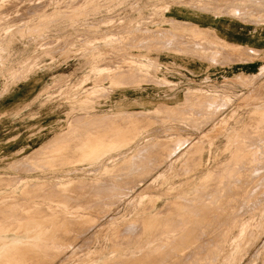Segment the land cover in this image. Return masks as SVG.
<instances>
[{"label":"rangeland","instance_id":"1","mask_svg":"<svg viewBox=\"0 0 264 264\" xmlns=\"http://www.w3.org/2000/svg\"><path fill=\"white\" fill-rule=\"evenodd\" d=\"M167 10L168 0H0V98L34 75L39 76L43 86L39 99L7 119L21 116L18 120L27 132L53 138L44 145L40 141L20 146L15 153L0 143V264H215L218 258L220 264H264V49L234 44L214 34L211 38L209 29L170 19ZM169 26L183 33H170L173 30H168ZM194 28L199 31L196 39L213 46L215 54L221 51L226 55L223 62L256 60L260 63L257 70L261 71L237 70L228 67L234 62H225L193 73L194 67L184 66L181 60L167 61L169 54L162 53L170 48L163 47L162 42L182 40L192 35ZM173 52L182 54L183 50ZM196 57L188 55L191 62L201 60ZM154 59L167 64L170 70L166 73L161 66L158 71ZM202 59L207 66L205 56ZM145 71L156 77L164 72L177 83L162 79L159 85L178 86L183 94L188 87L191 94L190 87L202 90L189 93L187 98L172 97L171 102H179L171 107L160 104L162 99L157 98L154 89H144L141 84L138 90L157 99L151 109L144 110L140 102L134 101L130 108L142 111L125 107L120 110L123 114L114 113L117 93L126 88L115 89V84L120 85L118 80L125 77L134 78L137 72L146 75ZM233 74L230 78L224 76ZM40 107H48L50 113L58 115L46 129H40L35 119ZM25 109L33 112L23 115ZM61 113L63 119L58 121ZM148 136L153 141L149 139L147 144L144 142H148ZM98 140H118L123 145L92 160L83 151L94 150ZM132 153L138 157L131 162ZM119 160L124 165L119 167ZM20 182L24 183L19 188ZM68 182L75 187H56ZM257 199L262 203L258 204ZM248 207L255 213L248 212ZM213 258H217L215 262H211Z\"/></svg>","mask_w":264,"mask_h":264},{"label":"crops","instance_id":"2","mask_svg":"<svg viewBox=\"0 0 264 264\" xmlns=\"http://www.w3.org/2000/svg\"><path fill=\"white\" fill-rule=\"evenodd\" d=\"M168 5L169 10H167V13L169 14L168 18L170 19L172 18L184 23H191L193 27L196 26V28L198 27L199 29H209L211 35H218L222 39L234 44L248 45L264 49V0H175L174 3L171 2V0H168ZM175 23H178L180 25L179 22ZM196 28H194V32L192 35L187 34L188 36L186 35V37L182 40H169L167 42H162L163 47L170 48V50H168L169 52L162 53L164 56L165 54H169L165 57L167 61L176 62V59L181 60L182 63H184V66L189 65L194 67L191 69V72L193 73L198 72L202 67H217L221 66V64H226L229 62L234 63H232L228 67H234L237 70L247 71L251 73H259V71H261L257 70L260 67V63L256 60L250 61L248 59L241 62L239 60L227 59L225 60L226 63L223 62L224 56H222V54L220 53L221 51H218L219 54H215V52H213V46L209 47L208 45H205L203 41L200 42L198 39H196L199 38L197 36L199 35V31H197ZM167 29L175 31H172L170 33H183L182 30L177 29L175 26H169ZM212 37L214 36L212 35L211 38ZM173 50H183V53H186L190 56H197L196 58H200L201 60H203L202 58L205 56L206 60L208 61V65L206 66L205 62H202L200 59V61L195 59L194 62H191L192 60L188 58V55H185L183 53H174ZM211 55L216 57L215 60L211 59ZM154 60L161 64L164 72H168V70H170V67L167 64L157 59ZM191 72L189 70V73ZM122 73L124 72H121V74ZM163 73L159 74L158 77L149 74H147L148 77H145L146 75L144 73H138L137 76H135L136 78H134L138 79V76L141 77L142 75V77L147 82L146 85H143L144 89H146L147 87L153 88L157 98L162 99L160 101V104L165 103L169 104V106L171 107H176L179 101L171 102V98L179 95L184 97L188 96L190 93H188L189 88L183 94L178 86L170 88L159 85L158 82L160 81L158 78L170 80L177 83L176 80L169 78ZM235 74L224 76L230 78ZM152 77H154V80ZM134 78L125 77L124 80L120 79L119 81H122L124 83L122 84V82H120L119 88H139V85L143 83L144 79L140 78L139 80H134ZM128 82L130 83L128 84ZM135 82L139 83L136 84ZM40 84L41 80L39 79V76L34 75L33 77L19 82L15 88H13L11 91L7 92L0 98V143L4 142V145L6 146L5 149H8V151L12 153H15L17 150H19L20 146L27 147L33 144H37L40 141L41 142L39 144L42 145L43 143H45V141L49 142L53 140V138L48 140V137H45L46 134L44 135V137H37L27 132V128L25 127V125H22V123L18 120V118H20L21 116L16 120L7 119L11 117L12 113H17L23 107L25 108V104L29 103L30 101L39 99L43 91V86L41 87ZM126 88L120 89L116 96L117 99H119V105L121 108L127 107L125 109L138 110L137 108H130V106L133 105L134 101L140 102L139 104L144 108L152 106V104H154L157 100L155 99V97L150 98L148 96L149 94L146 95L138 89L133 92V90ZM133 98L134 100L131 101L130 99ZM37 102H39V100H37ZM173 104H175V106H172ZM32 112H26L25 109L23 115L30 114ZM50 112L51 111L50 109H48V107L39 108L35 119L37 118L36 120H39L40 129H46L49 126L48 124H51L54 118L57 119L58 115L56 116L54 113ZM61 115L62 117H60L58 121H62L63 113H61ZM35 119L32 120L34 121Z\"/></svg>","mask_w":264,"mask_h":264},{"label":"bare ground","instance_id":"3","mask_svg":"<svg viewBox=\"0 0 264 264\" xmlns=\"http://www.w3.org/2000/svg\"><path fill=\"white\" fill-rule=\"evenodd\" d=\"M249 12H250V11H249ZM258 17H259V16H258ZM73 28H74V27H73ZM29 31H30V30H29ZM130 40H131V39H130ZM145 40H146V39H145ZM142 41H143V40H142ZM152 41H153V40H152ZM151 46H152V44H151ZM149 47H150V46H149ZM190 51H191V50H190ZM98 54H99V53H98ZM100 54H101V52H100ZM93 55H94V54H93ZM101 55H103V54H101ZM222 56H223V55H222ZM225 56H226V55H224V57H225ZM97 57H98V56H97ZM97 57H96V58H97ZM144 57H146V56H144ZM148 57H149V56H148ZM96 58H95V59H96ZM145 59H146V58H145ZM147 60H148V59H147ZM98 61H99V60H97V62H98ZM154 61H155V60H154ZM97 62H96V63H97ZM145 62H146V61H145ZM150 63H152V62H150ZM91 64H92V63H91ZM134 64H135V63H134ZM152 64H153V63H152ZM156 64H157L156 68H158L157 70L160 71V70L162 69L161 64H160V63L158 64V62L155 61L154 65H156ZM154 65H150V67H152V66H154ZM92 66L95 67V65H92ZM98 66H99V65H98ZM128 66H129V65H128ZM135 66H136V65H135ZM135 66H134V67H135ZM137 66H138V65H137ZM143 66H144L145 68H148V64H147V63H144ZM89 67L91 68V65H90ZM90 68H89V70H91ZM137 68H138V67H137ZM139 68H140V67H139ZM139 68H138V69H139ZM128 69H129V68H128ZM132 70H133V68H132ZM157 70H156V71H157ZM118 72H119V71H118ZM124 72H125V71H124ZM130 72H131V70H130ZM145 72H146V71H145ZM132 73L134 74V72H132ZM135 73H136V72H135ZM139 73H140V72H139ZM137 74H138V72L136 73V75H137ZM142 74H143V73H142ZM148 74H149V73H148ZM136 75H135V76H136ZM149 75H150V74H149ZM143 76H144V75H143ZM111 77H112V76H111ZM139 77H140V76H138V79H134V80H139L140 78H143L142 75H141L140 78H139ZM145 77H148V76H147V72H146V76H145ZM207 77H209V76H207ZM135 78H136V77H135ZM152 78H153V80H154V77H152ZM209 78H210V77H209ZM110 79H112V78H110ZM143 79H144V78H143ZM143 79H142V80H143ZM156 79H157V78H156ZM156 79H155V80H156ZM158 79H159V80H162V79H160V78H158ZM115 80L117 81V79H115ZM119 80H120V79H119ZM119 80H118V81H119ZM123 80H124V79H123ZM147 80H148V79H147ZM149 80H150V79H149ZM151 80H152V79H151ZM144 81H145V79H144ZM144 81H143L142 85H146V84H147V82L145 81V83H144ZM156 81H157V80H156ZM169 81H170V80H169ZM114 82H115V81H114ZM120 82H122V81H119V83H120ZM151 82H152V81H151ZM153 82H155V81H153ZM160 82H162V81H160ZM111 83H112V85H114L113 82H111ZM123 83H124V82H122V84H123ZM129 83H130V82H128V84H129ZM135 83H136V82H135ZM137 83H139V82H137ZM137 83H136V84H137ZM158 83H159V82H158ZM162 83H163V82H162ZM172 83H173V82H172ZM125 84H126V82H125ZM170 84H171V82H170ZM175 84H176V83H175ZM150 85H151V84H150ZM168 85H169V84H168ZM173 85H174V84H173ZM115 86H116L115 89H118V88L120 87V85H116V84H115ZM123 86H124V85H123ZM169 86H170V85H169ZM113 88H114V87H113ZM188 88H189V87H188ZM190 89H191V91H192V94H191L190 90L188 91V93L190 92V94L193 95V91H194V92L196 91V93H197V91H201V90H202V87H201V88H193V87L191 88V87H190ZM108 90H109V89H108ZM103 92H105V91H103ZM184 93H185V92H184ZM198 93H199V92H198ZM201 94H202V93H201ZM195 95H196V94H195ZM209 95H210V94H209ZM200 96H201V95H200ZM203 96H204V95H203ZM207 96H208V95H206V97H207ZM210 96H212V95H210ZM213 96H214V95H213ZM182 97H184V96H182ZM197 97H198V96H197ZM185 98H187V96H186ZM197 99H198V98H197ZM205 99H206V98H205ZM70 100H71V99H70ZM192 100H193V99H192ZM207 100H208V99H207ZM186 101H187V100H186ZM198 101H199V100H198ZM200 101H201V100H200ZM210 101H211V99H210ZM219 101H220V100H219ZM204 102H205V101H204ZM215 102H216V101H215ZM215 102H214V103H215ZM200 103H201V102H200ZM214 103H213V105H214ZM216 103H217V102H216ZM67 104H68V103H67ZM70 104H71V103H70ZM175 104H176V103H175ZM175 104H173L172 106H175ZM204 104H205V103H204ZM168 105H169V104H168ZM207 105H208V104H207ZM216 105H218V104H216ZM113 106H115L113 112H114V113H118V114L120 115V113H121V112H120L121 107H120V105H119V101H116L115 103L113 102ZM176 106H177V105H176ZM210 106H211V104H210ZM162 107H163V106H162ZM189 107H190V106H189ZM202 107H203V106H202ZM194 108H195V107H194ZM150 109H151V106L144 107V110H150ZM177 109H178V108H177ZM181 109H182V108H181ZM191 109H192V108H191ZM134 110H135V109H134ZM138 110H141V109H138ZM169 110H170V109H169ZM171 110H172V109H171ZM188 110H189V109H188ZM206 110H207V109H206ZM135 111H136V110H135ZM135 111H134V112H135ZM141 111H142V110H141ZM158 111H159V110H158ZM163 111H164V110H163ZM191 111H193V110H191ZM119 112H120V113H119ZM122 112H123V111H122ZM128 112L131 113V111H128ZM144 112H145V111H144ZM156 112H157V111H156ZM183 112H184V111H183ZM205 112H206V111H205ZM217 112H218V111H217ZM114 113H113V114H114ZM132 113H133V111H132ZM135 113H136V112H135ZM140 113H141V112H139V114H140ZM180 113H181V112H180ZM184 113H185V112H184ZM186 113H187V112H186ZM113 114H112V115H113ZM121 114H123V113H121ZM125 114H128V113L126 112ZM147 114H149V113L147 112ZM147 114H146V115H147ZM151 114H152V113H151ZM174 114H175V113H174ZM210 114L212 115V113H210ZM213 114H214V113H213ZM215 114H216V113H215ZM215 114H214V115H215ZM152 115H153V114H152ZM186 115H187V114H186ZM77 116H79V115H77ZM127 116H128V115H127ZM164 116H165V115H164ZM94 117H95V116H94ZM117 117H119V116H117ZM128 117H129V116H128ZM139 117H140V116H139ZM145 117H146V116H145ZM152 117H153V116H152ZM100 118H101V117H100ZM125 118H126V116H125ZM143 118H144V117H143ZM186 118H187V117H186ZM95 119H96V118H95ZM95 119H94V120H95ZM116 119H117V118H116ZM157 119H158V118H157ZM184 119H185V118H184ZM187 119H188V118H187ZM74 120H75V118H74ZM76 120H77V118H76ZM138 120H139V119H138ZM152 120H153V119H152ZM190 120H191V119H190ZM208 120H209V119H208ZM208 120H207V121H208ZM84 121H85V120H84ZM124 121H125V119H124ZM131 121H132V120H131ZM136 121H137V120H136ZM178 121H179V120H178ZM204 121H205V119H204ZM207 121H205V122H207ZM132 122H133V121H132ZM145 122H146V121H145ZM155 122H156V121H155ZM155 122H154V123H155ZM160 122H163V121H160ZM197 122H198V121H197ZM205 122H204V123H205ZM80 123H81V122H80ZM147 123H148V122H147ZM158 123H159V122H158ZM183 123H184V122H183ZM186 123H187V122H186ZM188 123H189V122H188ZM204 123H203V124H204ZM78 124H79V123H78ZM105 124H106V123H105ZM111 124H112V122H111ZM120 124H121V123H120ZM122 125H123V124H122ZM190 125H192V124H190ZM201 125H202V124H201ZM83 126H84V125H83ZM91 126H92V125H91ZM104 126H105V125H104ZM112 126H113V125H112ZM119 126H120V125H119ZM148 126H149V125H148ZM189 127H190V126H189ZM195 127H197V126H195ZM74 128H75V127H74ZM93 128H94V127H93ZM103 128H104V127H103ZM114 128H115V127H114ZM126 128H128V127H126ZM139 128H140V127H139ZM202 128H203V127H202ZM82 129H83V128H82ZM100 130H101V128H100ZM104 130H105V129H104ZM137 130H138V129H137ZM85 131H86V129H85ZM91 131H92V130H91ZM114 131H115V130H114ZM130 131H131V130H130ZM233 131H234V130H233ZM81 132H82V131H81ZM119 132H120V130H119ZM121 132H122V131H121ZM88 133H89V132H88ZM165 133H166V132H165ZM126 135H127V134H126ZM135 135H137V134L135 133ZM170 135H171V134H170ZM173 135H174V134H172V137H173ZM196 135H197V134H196ZM178 136H181V135L178 134ZM98 137H99V136H98ZM101 137H102V136H101ZM119 137H120V136H119ZM119 137H118V138H119ZM155 137H156V136H155ZM172 137L169 136V138H170L169 141L172 139ZM183 137H184V136H183ZM121 138H122V137H121ZM132 138H133V137H132ZM151 138L153 139L152 136H148V137H147L148 142L144 139V140H145L144 143H147V144L150 143L149 141L152 140ZM173 138H176V137H173ZM181 138H182V137H181ZM188 138H189V137H188ZM251 138H254V137H251ZM74 139H75V138H74ZM99 139H100V138H99ZM123 139H124V138H123ZM149 139H150V140H149ZM156 139H157V138H156ZM161 139H163V138H161ZM157 140H158V139H157ZM163 140H164V139H163ZM181 140H182V139H181ZM254 140H255V138H254ZM74 141H75V140H74ZM107 141H108V140H107ZM125 141H126V140H125ZM152 141H153V140H152ZM159 141H160V140H159ZM159 141H156V142H159ZM165 141H166V140H165ZM248 141H249V140H248ZM250 141H251V140H250ZM255 141H256V140H255ZM260 141H261V140H260ZM161 142H162V141H161ZM127 143H128V142H127ZM129 143H130V142H129ZM163 143H165V142H163ZM166 143H167V142H166ZM155 144H156V143H155ZM159 144L161 145V143H159ZM256 144H257V143H256ZM260 144H261V143H260ZM80 145H81V144H80ZM84 145H85V144H84ZM122 145H123V142H122V141H118V140H117V141H116V140H115V141L112 140V141H110V142L108 141L107 143H106V142H102L101 140H100V141L98 140L97 142H95V148H94V150H92V149H90V150H85V151H83V153H84L87 157L92 158V160H93L94 157H96L97 155L100 156L102 152H104V151H108L109 149L119 148V147H121ZM142 145H143V144H142ZM164 145H165V144H164ZM145 146H146V144H145ZM152 146H153V145H152ZM165 146H166V145H165ZM178 146H179V145H178ZM262 146H263V145H262ZM68 147H69V146H68ZM80 147H81V146H80ZM162 147H163V146H162ZM166 147H167V146H166ZM180 147H181V146H180ZM237 147H238V145H237ZM82 148H83V147H82ZM82 148H81V150H82ZM147 148H148V147H147ZM159 148H160V147H159ZM159 148H158V149H159ZM167 148H168V147H167ZM66 149H67V148H66ZM83 149H84V148H83ZM103 149H104V150H103ZM160 149H161V148H160ZM168 149H169V148H168ZM168 149H167V150H168ZM30 150H31V149H30ZM139 150H142V149H139ZM165 150H166V148H165ZM72 151H75V150H72ZM113 151H114V150H113ZM176 151H177V150H176ZM78 152H79V151H78ZM135 152H137V150H135ZM138 152H140V151H138ZM144 152H145V151H144ZM165 152H167V151H165ZM171 152H172V151H171ZM73 153H74V152H73ZM81 153H82V152H81ZM133 153H134V152H133ZM133 153H132V157L130 156V160H131V162H132V159L134 158V156H136V155H133ZM141 153H143V152H141ZM254 153H255V152H254ZM30 154H31V153H30ZM56 154H57V153H56ZM58 154H59V153H58ZM145 154H146V153H145ZM62 155H63V154H62ZM232 155H233V154H232ZM251 155H252V154H251ZM57 156H58V155H57ZM86 156H84L83 159L85 158V160H86ZM141 156H142V155H141ZM194 156H195V155H194ZM240 156H241V155H240ZM249 156H250V155H249ZM51 157H52V156H51ZM114 157H115V156H114ZM136 157H138V156H136ZM136 157H135V158H136ZM156 157H157V156H156ZM228 157H229V156H228ZM57 158H58V157H56V159H57ZM70 158H71V157H70ZM141 158H142V157H141ZM143 158H144V156H143ZM154 158H155V157H154ZM63 159H65V158H63ZM158 159H159V158H158ZM196 159H197V158H196ZM61 160H62V159H61ZM69 160H70V159H69ZM134 160H136V159H134ZM142 160H143V159H142ZM152 160H153V159H152ZM154 160H155V159H154ZM156 160H157V159H156ZM232 160H234V159H232ZM235 160H236V159H235ZM250 160H251V159H250ZM56 161H57V160H56ZM70 161H71V160H70ZM72 161H73V160H72ZM79 161H80V160H79ZM79 161H78V162H79ZM119 161H120V160H119ZM124 161H126V159H125ZM143 161H144V160H143ZM145 161H146V159H145ZM163 161H164V160H163ZM229 161H230V160H229ZM237 161H238V160H237ZM50 162H51V161H50ZM66 162H67V160H66ZM120 162H122V161H120ZM242 162H243V161H242ZM245 162H246V160H245ZM262 162H263V161H262ZM63 163H64V162H63ZM85 163H87V162H85ZM123 163H124V162H122V163L119 165V167H120ZM143 163H144V162H143ZM146 163H147V162H146ZM231 163H232V162H231ZM237 163H238V162H237ZM243 163H244V162H243ZM247 163H248V162H247ZM49 164H50V163H49ZM70 164H72V163H70ZM89 164H90V163H89ZM126 164H127V163H126ZM154 164H155V163H154ZM226 164H227V163H226ZM232 164H233V163H232ZM251 164H252V163H251ZM261 164H262V163H261ZM64 165H65V164H64ZM74 165H75V164H74ZM123 165H124V164H123ZM134 165H135V164H134ZM136 165H137V164H136ZM145 165H146V164H145ZM155 165H156V164H155ZM202 165H203V164H202ZM202 165H201V166H202ZM249 165H250V163H249ZM14 166H15V165H14ZM20 166H21V165H20ZM49 166H50V165H49ZM69 166H70V165H69ZM104 166H105V165H104ZM109 166H110V165H109ZM117 166H118V165H117ZM139 166L141 167V165H139ZM153 166H154V165H153ZM157 166H158V165H157ZM229 166H230V165H229ZM246 166H247V165H246ZM30 167H31V166H30ZM71 167H72V166H71ZM74 167H75V166H74ZM107 167H108V166H107ZM107 167H106V168H107ZM132 167H134V166H132ZM180 167H181V166H180ZM216 167H217V166H216ZM231 167H232V166H231ZM242 167H243V166H242ZM32 168H33V167H32ZM112 168H114V167H112ZM115 168H116V167H115ZM115 168H114V169H115ZM137 168H138V167H137ZM146 168H147V167H146ZM194 168H195V167H194ZM208 168H210V167H208ZM235 168H236V167H235ZM243 168H244V167H243ZM246 168H247V167H246ZM252 168H253V167H252ZM260 168H261V165H260ZM260 168H259V166H258V169H260ZM109 169H110V168H109ZM134 169L137 170L136 168H134ZM151 169H153V168H151ZM254 169H255V168H254ZM262 169H264V168L262 167ZM30 170H31V169H30ZM75 170H76V169H75ZM75 170H74V171H75ZM115 170H116V169H115ZM138 170H139V169H138ZM141 170H142V169H141ZM179 170H180V169H179ZM206 170H207V169H206ZM208 170H209V169H208ZM245 170H246V169H245ZM245 170H244V171H245ZM249 170H250V169H249ZM252 170H253V169H252ZM252 170H251V172H253ZM100 171H101V170H100ZM105 171H106V170H105ZM109 171H110V170H109ZM180 171H181V170H180ZM218 171H219V170H218ZM111 172H112V170H111ZM146 172H147V171H146ZM182 172H183V170H182ZM187 172H189V171H187ZM259 172H260V171H259ZM261 172H262V171H261ZM100 173H101V172H100ZM102 173H103V172H102ZM108 173H109V172H108ZM124 173H125V171H124ZM185 173H186V172H185ZM206 173H208V172H206ZM237 173H238V172H237ZM117 174H118V173H117ZM136 174H137V173H136ZM150 174H151V173H150ZM231 174H232V172H231ZM252 174H253V173H252ZM252 174H251V175H252ZM257 174H258V173H257ZM259 174H260V173H259ZM97 175H98V174H97ZM97 175H96V176H97ZM103 176H104V175H103ZM117 176H118V175H117ZM121 176H122V175H121ZM126 176H127V175H126ZM134 176H135V175H134ZM136 176H137V175H136ZM191 176H192V175H191ZM207 176H209V173L207 174ZM257 176H258V175H257ZM262 176H263V174H262ZM21 177H22V176H21ZM69 177H70V176H69ZM144 177H145V176H144ZM147 177H148V176H147ZM202 177H203V176H202ZM251 177H252V176H251ZM22 178H23V181H24V177H22ZM32 178H33V177H32ZM117 178H118V177H117ZM235 178H236V177H235ZM257 178H258V177H257ZM261 178H262V177H261ZM81 179H82V178H81ZM84 179H85V178H84ZM89 179H90V178H89ZM89 179H88V180H89ZM100 179H101V178H100ZM100 179H99V180H100ZM32 180H33V179H32ZM60 180H61V178H60ZM73 180H74V179H73ZM82 180H83V179H82ZM86 180H87V179H85L84 182H85ZM94 180H95V179H93V182H94V183H96V182L98 181L97 179H96V182H95ZM76 181H77V179H76ZM76 181H75V182L73 181V182H74V185H77V184H75ZM90 181H91V180H90ZM114 181H115V180H114ZM118 181H119V180H118ZM120 181H121V180H120ZM131 181H132V180H131ZM53 182H54V181H53ZM61 182H63V180H62ZM70 182H71V180H70ZM77 182H78V181H77ZM79 182H80V180H79ZM79 182H78V183H79ZM88 182H89V181H88ZM91 182H92V181H91ZM93 182H92V184H93ZM104 182H105V181H104ZM107 182H108V181H107ZM135 182H136V181H135ZM22 183H24V182H20V183L17 184V185L19 186V188H20V186L22 185ZM33 183H34V182H33ZM33 183H32V185H33ZM57 183H58V182H57ZM71 183H72V182H71ZM97 183H98V182H97ZM117 183H118V182H117ZM207 183H209V182H207ZM223 183H224V182H223ZM226 183H227V182H226ZM29 184H30V182H29ZM52 184H55V183H52ZM81 184H82V182H81ZM100 184H101V183H99V185H100ZM103 184H104V183H103ZM109 184H110V183H109ZM136 184H137V183H136ZM170 184H171V183H170ZM190 184H191V183H190ZM201 184H202V183H201ZM224 184H225V183H224ZM234 184H235V183H234ZM250 184H251V183H250ZM253 184H254V183H253ZM25 185H26V184H25ZM25 185H24V186H25ZM30 185H31V184H30ZM35 185L37 186V184H35ZM35 185H34V187H35ZM42 185H43V184H42ZM74 185L71 186L70 183L68 182V183H66V184H63V183H62V184H58V186H56V187H58V188L60 187V188H62V189L64 190L65 187L69 186V188H71V187H75ZM78 185H79V184H78ZM97 185H98V184H97ZM205 185H206V184H205ZM216 185H217V184H216ZM260 185H261V184H260ZM24 186H23V187H24ZM38 186H40V184H38ZM38 186H37V187H38ZM81 186H82V185H81ZM103 186H104V185H103ZM224 186H225V185H224ZM23 187H22V188H23ZM28 187H29V186H28ZM49 187H50V186H49ZM78 187H79V186H78ZM90 187H91V186H90ZM110 187H111V186H110ZM207 187H208V186H207ZM211 187H212V186H211ZM217 187H218V186H217ZM255 187H257V186H255ZM255 187H254V188H255ZM258 187H259V186H258ZM29 188H30V187H29ZM32 188H33V187H32ZM47 188H48V187H47ZM60 188H59V190H60ZM94 188H95V187H94ZM132 188H134V187H132ZM204 188H205V187H204ZM229 188H230V187H229ZM247 188H248V187H247ZM254 188H253V189H254ZM25 189H26V188H25ZM40 189H41V188H40ZM44 189H45V188H44ZM95 189H96V188H95ZM110 189H111V188H110ZM112 189H113V188H112ZM116 189H117V186H116ZM218 189H219V188H218ZM226 189H227V188H226ZM255 189H256V188H255ZM14 190H15V189H14ZM23 190H24V189H23ZM30 190H31V188H30ZM68 190H69V189H68ZM108 190H109V189H108ZM114 190H115V189H114ZM114 190H113V191H114ZM123 190H124V189H123ZM244 190H245V189H244ZM247 190H248V189H247ZM17 191H18V190H17ZM75 191H76V190H75ZM85 191H86V190H85ZM94 191H95V190H94ZM99 191H100V190H99ZM101 191H102V189H101ZM225 191H227V190H225ZM238 191H239V190H238ZM254 191H255V190H254ZM23 192H24V191H23ZM23 192H21V193H23ZM35 192H36V188H35ZM35 192H34V193H35ZM49 192H50V191H49ZM92 192H93V191H92ZM115 192H116V190L114 191V193H115ZM195 192H196V191H195ZM248 192H250V191L248 190ZM255 192H257V191H255ZM46 193H47V191H46ZM46 193H45V194H46ZM81 193H82V192H81ZM87 193H88V192H87ZM114 193H113V194H114ZM116 193H118V192H116ZM125 193H127V192H125ZM229 193H230V192H229ZM237 193H239V192H237ZM17 194H18V193H17ZM50 194H51V193H50ZM56 194H57V193H56ZM85 194H86V193H85ZM88 194H89V193H88ZM105 194H106V193H105ZM110 194H111V193H110ZM113 194H112V195H113ZM120 194H121V192H120ZM230 194H231V193H230ZM232 194H233V193H232ZM239 194H240V193H239ZM239 194H237V195H239ZM246 194H247V193H246ZM25 195H26V194H25ZM54 195H55V194H54ZM70 195H72V194H70ZM98 195H99V194H98ZM114 195H115V194H114ZM116 195H117V194H116ZM203 195H204V194H203ZM248 195H249V194H248ZM251 195H252V192H251ZM251 195H250V197H251ZM254 195H255V194H254ZM257 195H258V194H257ZM26 196H27V195H26ZM51 196H52V195H51ZM100 196H101V194H100ZM102 196H103V195H102ZM104 196H105V195H104ZM118 196H119V195H118ZM194 196H195V195H194ZM218 196H219V195H218ZM226 196H227V195H226ZM246 196H247V195H246ZM263 196H264V195H263ZM24 197H25V196H24ZM27 197H28V196H27ZM45 197H47V196L45 195ZM119 197H120V196H119ZM121 197H122V196H121ZM192 197H193V196H192ZM239 197H240V196H239ZM29 198H30V197H29ZM48 198H49V197H48ZM87 198H88V197H87ZM115 198H116V197H115ZM197 198H198V197H197ZM197 198H196V199H197ZM211 198H212V197H211ZM67 199H68V198H67ZM91 199H92V198H91ZM95 199H96V198H95ZM192 199H193V198H192ZM258 199H260V198H258ZM258 199H257V201H258ZM71 200H72V198H71ZM84 200H85V199H84ZM84 200H83V201H84ZM111 200H112V199H111ZM223 200H224V199H223ZM237 200H238V199H237ZM240 200H241V199H240ZM246 200H247V199H246ZM255 200H256V198H255ZM261 200H262V199H261ZM80 201H81V200H80ZM105 201H106V200H105ZM108 201H109V200H108ZM108 201H107V202H108ZM179 201H180V200H179ZM188 201H189V200H188ZM198 201H199V200H198ZM243 201H245V200H243ZM257 201H256V202H257ZM259 201H260V200H259ZM259 201H258V202H259ZM263 201H264V200H263ZM76 202H77V201H76ZM78 202H79V201H78ZM90 202H91V201H90ZM96 202L98 203V201H96ZM96 202H95V203H96ZM100 202H101V201H100ZM149 202H150V201H149ZM206 202H207V201H206ZM247 202H248V201H247ZM45 203H46V202H45ZM47 203H48V202H47ZM110 203H111V202H110ZM196 203H197V202H196ZM253 203H254V202H253ZM253 203H252V204H253ZM260 203H262V202L260 201L258 204H260ZM50 204H51V202H50ZM77 204H79V203H77ZM88 204H89V203H88ZM111 204H112V203H111ZM111 204H110V205H111ZM201 204H202V203H201ZM209 204H210V203H209ZM229 204L231 205L232 203H229ZM233 204H234V203H233ZM241 204H242V202H241ZM244 204H245V202H244ZM244 204H243V206H244ZM250 204H251V203H250ZM254 204H255V203H254ZM258 204H256V207L258 206L257 209L260 207ZM55 205H56V204H55ZM92 205H93V204H92ZM97 205H98V204H97ZM107 205H108V204H107ZM165 205H166V204H165ZM179 205H180V204H179ZM182 205H183V204H182ZM190 205H191V204H190ZM196 205H197V204H196ZM236 205H237V204H236ZM51 206H52V205H51ZM71 206H72V205H71ZM84 206H86V205H84ZM95 206H96V205H95ZM108 206H109V205H108ZM112 206H113V205H112ZM114 206H115V205H114ZM200 206H201V205H200ZM234 206H235V205H234ZM239 206H240V204H239ZM243 206H242V207H243ZM248 206H249V205H248ZM42 207H43V206H42ZM47 207H48V205H47ZM58 207H59V206H58ZM101 207H102V206H101ZM173 207H174V206H173ZM188 207H189V206H188ZM209 207H210V206H209ZM223 207H224V206H223ZM226 207H227V206H226ZM230 207H231V206H230ZM235 207H236V206H235ZM237 207H238V206H237ZM245 207H247V206H245ZM256 207H254L253 209H255ZM90 208H91V207H90ZM162 208H163V207H162ZM250 208L252 209V207H248V210H247V209H246V210H247L248 212H249V211L253 212L254 210H250ZM54 209H55V208H54ZM93 209H94V208H93ZM96 209H97V208H96ZM98 209H99V208H98ZM125 209H126V208H125ZM168 209H169V208H168ZM204 209H205V208H204ZM238 209H239V207H238ZM241 209H243V208H241ZM40 210H42V209L40 208ZM43 210H44V209H43ZM105 210H106V209H105ZM192 210H193V209H192ZM216 210H217V208H216ZM233 210H234V209H233ZM246 210H245V211H246ZM260 210H261V208H260ZM44 211H45V210H44ZM172 211H173V210H172ZM203 211H204V210H203ZM236 211H237V210H236ZM241 211H242V210H241ZM241 211H240V212H241ZM245 211H244L243 213H245ZM261 211H262V210H261ZM47 212H48V211H47ZM114 212H115V211H114ZM156 212H157V211H156ZM158 212H161V211H158ZM158 212H157V213H158ZM177 212H178V211H177ZM189 212H190V211H189ZM199 212H200V211H199ZM214 212H215V211H214ZM207 213H208V212H207ZM253 213H255V212H253ZM256 213H257V212H256ZM258 213H259V212H258ZM258 213H257V214H258ZM260 213H261V212H260ZM42 214H44V212H43ZM48 214H49V213H48ZM48 214H47V215H48ZM158 214H159V213H158ZM178 214H179V213H178ZM186 214H187V213H186ZM189 214H190V213H189ZM189 214H188V215H189ZM202 214H203V213H202ZM202 214H201V215H202ZM228 214H229V213H228ZM241 214H242V213H241ZM241 214H240V215H241ZM246 214H247V212H246ZM49 215H50V214H49ZM230 215H232V214H230ZM233 215H234V214H233ZM233 215H232V216H233ZM237 215H238V213H237ZM237 215H236V216H237ZM240 215H238V216H240ZM242 215H244V214H242ZM254 215H255V214H254ZM259 215H260V214H258L257 216H259ZM262 215H263V214H262ZM262 215H261V216H262ZM50 216H51V215H50ZM176 216H177V215H176ZM179 216H180V215H179ZM203 216H204V215H203ZM206 216H207V215H206ZM218 216H219V215H218ZM224 216H225V215H224ZM248 216H249V215H248ZM251 216H252V215H251ZM251 216H249V217H251ZM208 217H209V215H208ZM233 217H234V216H233ZM240 217H241V216H240ZM108 218H109V217H108ZM189 218H190V217H189ZM189 218H187V219H189ZM236 218H237V217H236ZM251 218H252V217H251ZM251 218H250V219H251ZM150 219H151V218H150ZM176 219H177V218H176ZM187 219H186V220H187ZM234 219H235V218H234ZM252 219H253V218H252ZM254 219H256V218H254ZM69 220H72V219H69ZM108 220H109V219H108ZM192 220H193V219H192ZM224 220H225V219H224ZM231 220H232V219H231ZM231 220H230V221H231ZM152 221H153V220H152ZM166 221H167V220H166ZM248 221H249V220H248ZM251 221H252V220H251ZM77 222H78V221H77ZM225 222H226V221H225ZM253 222H255V221L253 220ZM154 223H155V222H154ZM170 223H171V222H170ZM192 223H193V222H192ZM218 223H219V222H218ZM227 223H228V222H227ZM240 223H241V222H240ZM168 224H169V223H168ZM186 224H187V223H186ZM188 224H189V223H188ZM193 224H194V223H193ZM229 224H230V222H229ZM244 224H246V222H245ZM244 224H243V225H244ZM251 224H252V223H251ZM154 225H155V224H154ZM154 225H153V226H154ZM212 225H213V224H212ZM214 225H215V224H214ZM222 225H224V224H222ZM240 225H241V224H240ZM246 225H247V224H246ZM246 225H245L244 227H246ZM68 226H70V225H68ZM114 226H115V225H114ZM134 226H135V225H134ZM136 226H137V225H136ZM136 226H135V227H136ZM155 226H156V225H155ZM187 226H188V225H187ZM197 226H198V225H197ZM73 227H74V226H73ZM76 227H77V226H76ZM141 227H142V226H141ZM194 227H195V226H194ZM239 227H243V226H239ZM248 227H249V226H248ZM90 228H91V227H90ZM110 228H111V227H110ZM136 228H137V227H136ZM153 228H154V227H153ZM204 228H205V227H204ZM231 228H232V227H231ZM86 229H87V228H86ZM88 229H89V227H88ZM102 229H105V227L102 228ZM112 229H113V228H112ZM137 229H138V228H137ZM141 229H142V228H141ZM248 229H249V228H248ZM129 230H130V229H129ZM133 230H134V229H133ZM205 230H206V229H205ZM226 230H227V229H226ZM243 230H244V229H243ZM121 231H122V230H121ZM121 231H120V232H121ZM130 231H132V229H131ZM134 231H135V230H134ZM156 231H157V230H156ZM203 231H204V230H203ZM208 231H209V230H208ZM208 231H207V232H208ZM224 231H225V229H224ZM239 231H240V230H239ZM241 231H242V228H241ZM110 232H111V231H110ZM110 232H109V233H110ZM112 232L114 233V231H112ZM139 232H140V231H139ZM154 232H155V231H154ZM162 232H163V231H162ZM165 232H166V231H165ZM189 232H190V231H189ZM191 232H192V231H191ZM236 232H237V231H236ZM244 232H245V230H244ZM246 232H248V231H246ZM160 233H161V232H160ZM201 233H202V232H201ZM203 233L205 234V232H203ZM227 233H228V232H227ZM227 233H226V234H227ZM231 233H232V232H231ZM234 233H235V232H234ZM150 234H151V233H150ZM164 234H165V233H164ZM208 234H209V232H208ZM208 234H207V235H208ZM215 234H216V233H215ZM223 234H224V233H223ZM91 235H92V234H91ZM117 235H119V234H117ZM120 235H121V233H120ZM136 235H137V234H136ZM154 235H155V234H154ZM238 235H240V234L238 233ZM243 235H244V233H243ZM64 236L66 237V235H64ZM87 236H88V235H87ZM156 236H157V235H156ZM209 236H210V235H209ZM213 236H214V235H213ZM213 236H212V237H213ZM219 236H220V235H219ZM233 236H234V235H233ZM235 236H237V235L235 234ZM113 237H114V236H113ZM160 237H161V236H160ZM199 237H200V236H199ZM229 237H230V236H229ZM231 237H232V236H231ZM241 237H242V236H241ZM244 237H245V236H244ZM58 238H59V237H58ZM68 238H69V237H68ZM129 238H130V236H129ZM201 238H202V237H201ZM63 239H64V238H63ZM85 239H86V238H85ZM111 239H113V238H111ZM114 239H115V238H114ZM131 239H132V238H131ZM146 239H147V238H146ZM164 239H165V238H164ZM193 239H194V238H193ZM213 239H214V238H213ZM234 239H235V237H234ZM61 240H62V239H61ZM75 240H76V238H75ZM115 240H116V239H115ZM128 240H129V239H128ZM150 240H151V239H150ZM154 240H155V239H154ZM210 240H211V239H210ZM227 240H228V242H229V239H227ZM188 241H189V239H188ZM192 241H194V240H192ZM196 241H197V240H196ZM206 241H207V240H206ZM230 241H231V240H230ZM5 242H6V241H5ZM54 242H55V240H54ZM124 242H125V241H124ZM139 242H140V241H139ZM143 242H144V241H143ZM190 242H191V241H190ZM243 242H244V241H243ZM6 243H7V242H6ZM56 243H57V242H56ZM56 243H55V244H56ZM70 243H71V242H70ZM205 243H207V242H205ZM205 243H203V244H205ZM211 243H212V241H211ZM211 243H210V244H211ZM230 243H231V242H230ZM232 243H233V241H232ZM238 243H239V242H238ZM244 243H245V242H244ZM65 244H66V243H65ZM71 244H72V243H71ZM118 244H119V243H118ZM135 244H136V243H135ZM142 244H143V243H142ZM193 244H194V243H193ZM196 244H197V243H196ZM196 244H194V246H195ZM212 244H214V242H213ZM221 244H223V243L221 242ZM239 244H240V243H239ZM239 244H238V245H239ZM63 245H64V244H63ZM84 245H85V244H84ZM84 245H83V246H84ZM139 245H140V244H139ZM199 245H200V244H198L197 246L199 247ZM201 245H202V244H201ZM201 245H200V246H201ZM223 245H224V244H223ZM228 245H229V243H228ZM228 245H226V246L228 247ZM233 245H234V244H233ZM233 245H232V246H233ZM235 245H236V244H235ZM235 245H234V246H235ZM72 246H73V245H72ZM74 246H75V245H74ZM136 246H137V245H136ZM194 246H193V247H194ZM211 246H212V245H211ZM224 246H225V245H224ZM230 246H231V244H230ZM54 247H55V246H54ZM63 247H64V246H63ZM70 247H71V246H70ZM121 247H122V246H121ZM140 247H141V246H140ZM191 247H192V245H191ZM238 247H239V246H238ZM66 248H68V246H66ZM74 248H75V247H74ZM74 248H73V249H74ZM128 248H129V247H128ZM200 248H201V247H200ZM204 248H205V247H204ZM209 248H210V247H209ZM217 248H219V247H217ZM221 248H222V246H221ZM224 248H225V247H224ZM232 248H233V247H232ZM70 249H72V248H70ZM73 249H72V250H73ZM130 249H132V248H130ZM194 249H195V248H194ZM201 249H202V248H201ZM201 249H199V250H201ZM226 249H227V248H226ZM229 249H230V248H229ZM238 249H239V248H238ZM29 250H30V249H29ZM29 250H28V251H29ZM33 250H34V249H33ZM48 250H49V249H48ZM48 250H46V252H48ZM74 250H75V249H74ZM196 250H197V249H196ZM224 250H225V249H224ZM63 251H64V250H63ZM70 251H71V250H70ZM126 251H127V250H126ZM139 251H141V250H139ZM216 251H217V250H216ZM220 251H221V250H220ZM227 251H228V250H227ZM38 252H39V251H38ZM42 252H43V251H42ZM46 252H45V253H46ZM207 252H208V251H207ZM224 252H225V251H223L222 253H224ZM131 253H132V252H131ZM227 253H228V252H227ZM227 253L225 252V254H227ZM69 254H70V253H69ZM72 254H73V253H72ZM140 254H141V253H140ZM217 254H218V253H217ZM228 254H229V253H228ZM108 255H109V254H108ZM144 255H145V254H144ZM175 255H176V254H175ZM199 255H200V254H198V256H199ZM207 255H210V254H207ZM218 255H219V254H218ZM221 255H222V254H221ZM87 256H88V255H87ZM93 256H94V255H93ZM98 256H99V255H98ZM201 256H202V255H201ZM205 256H206V255H205ZM216 256H217V255H216ZM57 257H58V256H57ZM120 257H121V256H120ZM122 257H123V256H122ZM122 257H121V258H122ZM136 257H137V256H136ZM193 257H194V256H193ZM208 257H210V256H208ZM218 257H219V256H218ZM220 257H221V256H220ZM223 257H224V255L222 256V258H223ZM67 258H68V257H67ZM94 258H95V257H94ZM99 258H100V257H99ZM99 258H98V259H99ZM105 258H106V257H105ZM187 258H188V256H187ZM198 258H199V257H198ZM225 258H226V257H225ZM263 258H264V257H263ZM101 259H104V258H101ZM119 259H120V258H119ZM213 259H214V258H213ZM215 259H217V258H215ZM215 259H214V261H211V262H215ZM220 259H221V258H220ZM106 260H107V259H106ZM226 260H227V259H226ZM52 261H54V260H52ZM179 261H180V260H179ZM200 261H201V260H200ZM205 261H206V260H205ZM99 262H100V261H99ZM192 262H193V261H192ZM198 262H199V261H198ZM206 262H207V261H206ZM52 263H53V262H52ZM66 263H67V262H66ZM104 263H105V262H104ZM108 263H109V262H108ZM176 263H177V262H176ZM185 263H186V262H185ZM199 263H200V262H199ZM220 263H221V262H220V260H219V258H218V262L215 263V264H220ZM90 264H91V263H90ZM106 264H107V263H106ZM173 264H174V263H173ZM181 264H182V263H181ZM188 264H191V263L188 262ZM195 264H196V263H195ZM201 264H202V263H201ZM209 264H210V263H209ZM211 264H212V263H211Z\"/></svg>","mask_w":264,"mask_h":264}]
</instances>
